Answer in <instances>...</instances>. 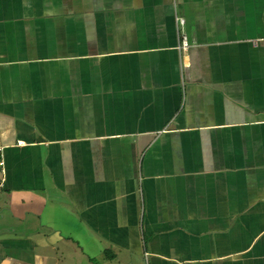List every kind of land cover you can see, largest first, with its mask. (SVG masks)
Instances as JSON below:
<instances>
[{
  "label": "crops",
  "instance_id": "1",
  "mask_svg": "<svg viewBox=\"0 0 264 264\" xmlns=\"http://www.w3.org/2000/svg\"><path fill=\"white\" fill-rule=\"evenodd\" d=\"M261 39L264 0H0V264H264Z\"/></svg>",
  "mask_w": 264,
  "mask_h": 264
},
{
  "label": "built area",
  "instance_id": "2",
  "mask_svg": "<svg viewBox=\"0 0 264 264\" xmlns=\"http://www.w3.org/2000/svg\"><path fill=\"white\" fill-rule=\"evenodd\" d=\"M179 22H180V24L183 25V24L185 23V20H184V19H179ZM255 43L258 44V45H260L261 43H264V39L257 40ZM180 48H181L182 50H185V51H187V50L189 49V43H188V41H187L186 38H183ZM18 144H19V145H22L23 143L20 142V143H18ZM3 149H4V147H0V152H2ZM3 171H4V170L2 169V172H3ZM1 186H2V182H0V187H1Z\"/></svg>",
  "mask_w": 264,
  "mask_h": 264
}]
</instances>
